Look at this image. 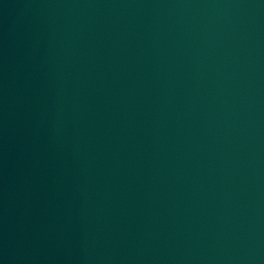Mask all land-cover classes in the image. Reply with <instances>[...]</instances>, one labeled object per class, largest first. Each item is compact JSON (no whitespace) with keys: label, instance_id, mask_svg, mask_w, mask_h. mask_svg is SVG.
I'll return each instance as SVG.
<instances>
[{"label":"water","instance_id":"obj_1","mask_svg":"<svg viewBox=\"0 0 264 264\" xmlns=\"http://www.w3.org/2000/svg\"><path fill=\"white\" fill-rule=\"evenodd\" d=\"M0 264H264V0H0Z\"/></svg>","mask_w":264,"mask_h":264}]
</instances>
